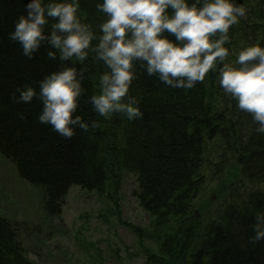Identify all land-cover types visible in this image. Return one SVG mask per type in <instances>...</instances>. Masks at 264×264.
Wrapping results in <instances>:
<instances>
[{"label": "trees", "instance_id": "16d2710c", "mask_svg": "<svg viewBox=\"0 0 264 264\" xmlns=\"http://www.w3.org/2000/svg\"><path fill=\"white\" fill-rule=\"evenodd\" d=\"M28 2L0 0V152L16 164L23 179L42 189L47 213L60 217L75 185L117 200L123 172H129L135 174L137 196L153 220L150 229L124 223L140 243L156 245L153 253L145 248L148 264H264V241L256 247L250 244L256 215L264 214V134L255 131L252 115L223 92L216 73L210 70L192 89L172 88L148 76L137 62L138 78L130 92L140 97L143 119L132 121L119 113L106 119L96 115L89 102L97 91L96 77L105 70L90 54L84 81L88 91L73 115L82 114L89 123L97 119L100 126L87 131L75 127L71 138L61 136L39 121V95L29 102L12 98L25 85L39 93L46 75L71 65L59 55L49 58L48 50H57L47 42L29 58L20 43L10 39L16 19L27 14ZM238 2L245 3L248 13L230 28L229 61L250 43L264 46V0ZM80 6L81 19L97 28L104 14L97 11L96 0H80ZM45 31H51V24ZM218 149L235 151L239 176L248 185L243 196L234 195L235 202L225 206L218 221L199 231L193 208L203 180L200 170L209 150ZM0 264H36L27 256L16 225L2 214Z\"/></svg>", "mask_w": 264, "mask_h": 264}, {"label": "clouds", "instance_id": "9594fccd", "mask_svg": "<svg viewBox=\"0 0 264 264\" xmlns=\"http://www.w3.org/2000/svg\"><path fill=\"white\" fill-rule=\"evenodd\" d=\"M27 14L15 21L10 39L18 41L23 54L32 58L42 42L54 46L49 58L59 55L71 65L46 75L40 90L18 87L16 101L29 102L39 95L43 110L38 119L61 136L71 138L75 127L85 131L100 126L77 111L89 71L90 54L102 61L104 71L96 77L97 91L89 97L92 110L110 119L119 113L128 120L143 119L140 97L130 88L139 68L172 88L192 89L210 70L217 75L224 93L237 107L252 115L255 131L264 134V46L260 42L241 47L235 61L230 55V28L247 17L245 3L238 0H96L104 19L94 28L80 16V0H29ZM51 18V21L50 19ZM51 24V31L45 28ZM171 33L175 39L165 33ZM21 118L23 114L21 113ZM264 241V214L252 225L250 244Z\"/></svg>", "mask_w": 264, "mask_h": 264}, {"label": "rangeland", "instance_id": "374dc122", "mask_svg": "<svg viewBox=\"0 0 264 264\" xmlns=\"http://www.w3.org/2000/svg\"><path fill=\"white\" fill-rule=\"evenodd\" d=\"M237 159L229 149L206 154L193 208L199 231L219 220L225 206L235 202L234 195H244L248 182L239 176ZM138 190L137 178L129 172H123L118 202L110 194L75 185L65 197L62 215L53 217L45 209L42 189L23 179L16 164L0 152V214L16 225L36 264H148L145 248L153 253L156 245L140 243L124 223L150 229L153 218L141 205Z\"/></svg>", "mask_w": 264, "mask_h": 264}]
</instances>
